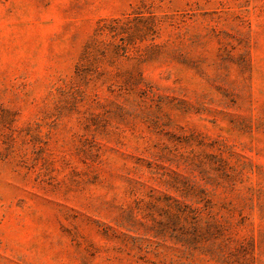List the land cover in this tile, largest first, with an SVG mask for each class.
<instances>
[{
    "label": "rangeland",
    "instance_id": "1",
    "mask_svg": "<svg viewBox=\"0 0 264 264\" xmlns=\"http://www.w3.org/2000/svg\"><path fill=\"white\" fill-rule=\"evenodd\" d=\"M0 264H264V0H0Z\"/></svg>",
    "mask_w": 264,
    "mask_h": 264
},
{
    "label": "trees",
    "instance_id": "2",
    "mask_svg": "<svg viewBox=\"0 0 264 264\" xmlns=\"http://www.w3.org/2000/svg\"><path fill=\"white\" fill-rule=\"evenodd\" d=\"M116 25V24H115ZM115 28V27H113ZM118 46V45H116ZM96 45H90L87 50L85 51L84 53V56H83V64H81L78 68H77V77L80 78V77H84V75L88 72L87 71V65L89 63V60L91 58V56L93 55V52H94V49H95ZM104 53V52H103ZM104 55V54H103Z\"/></svg>",
    "mask_w": 264,
    "mask_h": 264
}]
</instances>
